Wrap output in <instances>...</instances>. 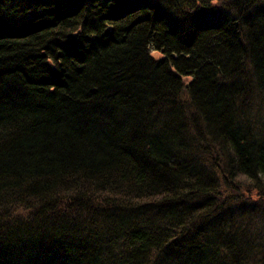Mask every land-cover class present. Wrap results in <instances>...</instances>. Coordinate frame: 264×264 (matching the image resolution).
Wrapping results in <instances>:
<instances>
[{
  "label": "trees",
  "instance_id": "16d2710c",
  "mask_svg": "<svg viewBox=\"0 0 264 264\" xmlns=\"http://www.w3.org/2000/svg\"><path fill=\"white\" fill-rule=\"evenodd\" d=\"M263 102L264 0H0V264H264Z\"/></svg>",
  "mask_w": 264,
  "mask_h": 264
},
{
  "label": "rangeland",
  "instance_id": "374dc122",
  "mask_svg": "<svg viewBox=\"0 0 264 264\" xmlns=\"http://www.w3.org/2000/svg\"><path fill=\"white\" fill-rule=\"evenodd\" d=\"M154 53H155L156 55H158V56L160 55L159 52H154ZM263 103H264V102H263ZM226 193H227V189H225V195H227ZM254 197H255V194H254ZM256 199H257V198H256Z\"/></svg>",
  "mask_w": 264,
  "mask_h": 264
}]
</instances>
